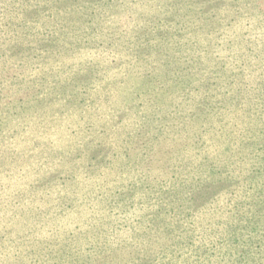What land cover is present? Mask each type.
I'll list each match as a JSON object with an SVG mask.
<instances>
[{"label":"rangeland","instance_id":"374dc122","mask_svg":"<svg viewBox=\"0 0 264 264\" xmlns=\"http://www.w3.org/2000/svg\"><path fill=\"white\" fill-rule=\"evenodd\" d=\"M264 263V0H0V264Z\"/></svg>","mask_w":264,"mask_h":264},{"label":"trees","instance_id":"16d2710c","mask_svg":"<svg viewBox=\"0 0 264 264\" xmlns=\"http://www.w3.org/2000/svg\"><path fill=\"white\" fill-rule=\"evenodd\" d=\"M256 264H264L262 260L256 261Z\"/></svg>","mask_w":264,"mask_h":264}]
</instances>
